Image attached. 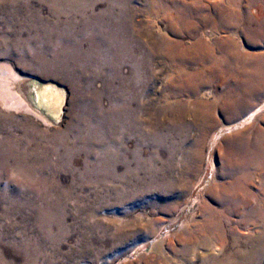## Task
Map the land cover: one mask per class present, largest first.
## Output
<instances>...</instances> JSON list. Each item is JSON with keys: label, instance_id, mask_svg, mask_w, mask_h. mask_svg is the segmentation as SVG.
I'll use <instances>...</instances> for the list:
<instances>
[{"label": "rangeland", "instance_id": "1", "mask_svg": "<svg viewBox=\"0 0 264 264\" xmlns=\"http://www.w3.org/2000/svg\"><path fill=\"white\" fill-rule=\"evenodd\" d=\"M124 1L118 9L125 31L121 49L104 39L92 41L89 33L76 48L44 38L24 43L25 37H17L24 33L19 25L0 36V264H166L210 211L224 209L218 191L235 174L229 165L240 161L253 197L222 204L235 202L238 212L264 208V167L251 161L264 154L249 144L264 133V84L250 98H239L237 90V73L261 67L264 72V0ZM103 8L95 5L96 11ZM41 12L49 15L46 6ZM168 41L182 43L190 59L201 57L199 76L191 80L199 85L196 95L176 89L194 69L186 65L185 73H176L165 57ZM29 77L66 88L59 126L37 116L18 92ZM195 102L207 104L201 115L224 103L236 107L214 110L205 123L210 131L202 133L199 122L185 114ZM175 108L184 110L183 118L174 117ZM16 160L45 186L80 191L82 185L103 184L99 179L110 167L121 178L138 177L140 192L92 216L73 214L74 202L67 209L47 204L51 191L16 177ZM242 229L236 232L238 247L246 248L244 238L254 239L258 229ZM204 252L197 248L195 257L178 260L201 264Z\"/></svg>", "mask_w": 264, "mask_h": 264}, {"label": "bare ground", "instance_id": "2", "mask_svg": "<svg viewBox=\"0 0 264 264\" xmlns=\"http://www.w3.org/2000/svg\"><path fill=\"white\" fill-rule=\"evenodd\" d=\"M235 1L236 0H230V5H234ZM123 2L125 1L0 0V36L2 37L3 35H8L12 26L14 29L16 25H19L18 30L24 31V33L22 35H17V37H25V39H23L24 43H26V41L30 38L32 39L29 40V42H39L44 38L45 41L49 40L50 42L59 41L61 43H69V45H73L74 48H76L78 46L75 45L78 44L79 40H81L83 37L86 38L87 33H89V38L92 41L104 39L113 46L114 44H117V46L121 45V49L123 34H125V31H123L122 27L120 26V14L118 9L121 7ZM34 4H36V6ZM98 4H102L104 6V8L100 11L95 10V5L97 6ZM42 6H46L49 13L48 16H43L41 12ZM179 21L186 23V18L181 16L179 17ZM2 25L4 26L3 29H1ZM163 44L166 54L165 57L169 62L174 64L176 73L179 71H183L182 73H185L184 69L186 65L193 66L194 69V73L191 77L181 78V84L176 86V89H178V91L182 90L181 92L185 91L196 95L199 85L193 84L191 80H196L199 76V68L201 66H199V63L202 61L200 59L201 57L199 59L196 57V59H190L184 53L183 44L180 42L173 43L168 41L164 42ZM193 49H199V43H196ZM174 50H176L175 53H173ZM116 53L118 52L116 51ZM229 58L232 59V57ZM204 59L205 61L207 60L206 58ZM67 64L69 63L67 62ZM64 67L65 69L67 68L66 63L64 64ZM244 70L245 68H242L241 71ZM237 75H239V78L241 79V84L239 83L240 85L237 86V90L240 92V94L238 93L239 98H250L252 93L258 88V85L264 84V72L262 71V67L256 70L253 69L249 72H243L242 74L237 73ZM33 79L34 77H29L20 81L17 87L18 92L25 98L28 106L37 116L43 118V120L52 126H59L60 122L63 121L65 108L67 106V90H59L56 86H45L33 81ZM36 88L39 89L36 90ZM261 88L262 87H260V89ZM242 92H246V94H241ZM47 97L51 99L50 101L53 103L57 102L60 98L65 100V107L63 108L62 116L60 113H56L55 107L54 109H50L43 103ZM31 103H34V105L41 109L42 112L46 114V117L34 110V108L31 106ZM202 105L207 104L195 102L193 110L188 109L185 111V114L188 113L192 115L195 121L199 122L197 124V129H200L202 133H207L211 129V124L208 123L205 125V123L214 115V110L233 109L235 103H224L219 108H214V112L212 111L211 113L209 112V114L204 115H201L200 113V107ZM176 108L173 112L175 115L174 117L178 119L183 118L184 110ZM256 136L260 138V141L251 142L249 144L253 149L260 150L264 154V133L257 132ZM255 140L257 139L255 138ZM13 147H15V145ZM157 147H160V145ZM255 159L251 161L256 163L259 162V166L264 167L263 158L258 160ZM243 163L244 161H240L238 164L231 163L229 165V167L235 171V174L230 176V181L226 185H223L221 190L218 191L217 197L221 200L219 201V204L222 205L224 209L221 211H210L207 218L201 221L198 228L192 233L188 234L187 239H185V243L181 246L182 248L172 249V253L170 252V258H168L166 264H183L178 260L179 257H181V260H185L190 254H193V257H195L197 248H205V252L199 256L201 264H264V208L262 206L256 205L249 211L244 210L238 212V210H236L237 206L235 202L231 203V205L222 204L228 199L235 201L238 200L240 196L244 197V195L253 197L249 183V173H242L238 170V168H240ZM18 164H22V162L16 160L12 165L13 168H15L13 172L15 173L16 177H18L21 181H24V183L30 181L31 183L41 185V189H47L45 191L52 192L50 199L46 200L47 204L58 202L60 207L63 209L65 207L67 209L66 204L72 201L74 202V205L69 209V211L77 215L92 216L98 211L99 207L110 204L112 201L118 203L122 202L123 200L137 195L140 192V188L136 182L139 180L138 177L132 174V179H129L130 174H127L125 178H121L118 173L112 172L110 167H107L109 169H107V171L104 173L103 178L99 179L104 182L103 184H91L88 186L82 185L80 191H77V187L72 186L59 189L58 187L50 185H42L37 176L30 172H26L25 168H21V166ZM152 176H150V178ZM134 178L138 179L135 181ZM86 181L88 183L93 182V180L90 178L86 179ZM138 182L140 183L141 181L139 180ZM105 183L110 184L106 185ZM130 183L133 185L130 186ZM27 185L30 187L32 186L28 183ZM34 190L36 194L40 195L35 188ZM243 202H245V200L240 201V203ZM241 212H243L245 215V218L242 220L238 221L236 218H230V216L239 217L240 215H243ZM28 213L30 214L29 211H24V214ZM77 219H79L78 216ZM247 219H250L251 221L252 219H256V221L253 223H248ZM80 224L81 228L85 230L86 227L84 223L81 222ZM240 227H244V229ZM254 228L258 229V235L254 239L244 238V241L248 243L246 248L238 247L239 238L236 234V232L238 233L237 230L242 229L243 232L247 234V231H250ZM228 238H230V248L226 246ZM16 249L23 250L20 248Z\"/></svg>", "mask_w": 264, "mask_h": 264}, {"label": "water", "instance_id": "3", "mask_svg": "<svg viewBox=\"0 0 264 264\" xmlns=\"http://www.w3.org/2000/svg\"><path fill=\"white\" fill-rule=\"evenodd\" d=\"M33 81H36L42 85L45 86H56L59 90H66V88L60 84H58L57 82L54 81H45L39 78H34ZM39 88H36V90H38ZM49 97V96H48ZM46 98L43 103L48 106L50 109L55 107V111L56 113H60V115H63V108L65 107V100L63 98H60L57 102H51L49 98ZM37 103V101H36ZM31 106L34 108V110H36L37 112H39L42 116L46 117V114L44 112H42L41 109H39L36 105H34V103H31ZM61 123V122H60Z\"/></svg>", "mask_w": 264, "mask_h": 264}]
</instances>
